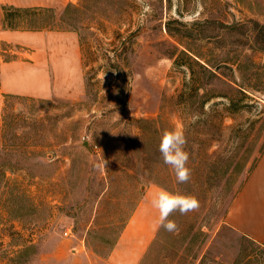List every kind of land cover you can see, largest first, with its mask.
Here are the masks:
<instances>
[{
    "label": "rangeland",
    "instance_id": "obj_1",
    "mask_svg": "<svg viewBox=\"0 0 264 264\" xmlns=\"http://www.w3.org/2000/svg\"><path fill=\"white\" fill-rule=\"evenodd\" d=\"M145 3L73 0L10 22L76 31L84 78L61 97L0 93V264H108L153 187L200 208L170 216L178 233L159 228L139 264H264L225 224L264 149V0ZM172 128L187 138L182 184L159 152Z\"/></svg>",
    "mask_w": 264,
    "mask_h": 264
},
{
    "label": "crops",
    "instance_id": "obj_2",
    "mask_svg": "<svg viewBox=\"0 0 264 264\" xmlns=\"http://www.w3.org/2000/svg\"><path fill=\"white\" fill-rule=\"evenodd\" d=\"M73 0H0L4 7L53 12L59 18ZM0 93L49 99L77 93L83 84L84 66L76 31L36 28L3 29L0 26ZM153 187L140 201L123 229L108 264H139L156 231L158 213L151 199ZM225 224L264 248V149L231 206Z\"/></svg>",
    "mask_w": 264,
    "mask_h": 264
},
{
    "label": "clouds",
    "instance_id": "obj_3",
    "mask_svg": "<svg viewBox=\"0 0 264 264\" xmlns=\"http://www.w3.org/2000/svg\"><path fill=\"white\" fill-rule=\"evenodd\" d=\"M138 4L147 11L145 0H138ZM187 138L182 129L172 128L163 130L160 136L159 152L163 163L171 168L178 183H186L191 178V169L187 166L190 155L185 150ZM106 163V162H105ZM151 207L158 213L156 227L163 228L169 233H178L179 227L175 220L170 219L174 213L187 215L200 208L199 200L193 195L169 192L161 188L151 199Z\"/></svg>",
    "mask_w": 264,
    "mask_h": 264
},
{
    "label": "trees",
    "instance_id": "obj_4",
    "mask_svg": "<svg viewBox=\"0 0 264 264\" xmlns=\"http://www.w3.org/2000/svg\"><path fill=\"white\" fill-rule=\"evenodd\" d=\"M3 10L7 12L4 15L5 23H3V29H19L20 25H18L17 23L10 24V22L15 20L20 13L31 12L28 10L15 9L12 7H4Z\"/></svg>",
    "mask_w": 264,
    "mask_h": 264
},
{
    "label": "built area",
    "instance_id": "obj_5",
    "mask_svg": "<svg viewBox=\"0 0 264 264\" xmlns=\"http://www.w3.org/2000/svg\"><path fill=\"white\" fill-rule=\"evenodd\" d=\"M66 235H68V232L66 233Z\"/></svg>",
    "mask_w": 264,
    "mask_h": 264
}]
</instances>
